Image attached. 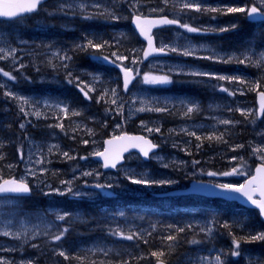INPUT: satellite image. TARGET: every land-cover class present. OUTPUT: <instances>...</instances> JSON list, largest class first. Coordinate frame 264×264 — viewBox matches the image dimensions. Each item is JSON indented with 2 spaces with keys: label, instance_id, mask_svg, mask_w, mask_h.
<instances>
[{
  "label": "rangeland",
  "instance_id": "374dc122",
  "mask_svg": "<svg viewBox=\"0 0 264 264\" xmlns=\"http://www.w3.org/2000/svg\"><path fill=\"white\" fill-rule=\"evenodd\" d=\"M221 1L225 0H212L211 2L203 0V3L214 7L228 5L221 4ZM236 2L237 5L235 6H243L244 4L251 5L252 3H255L256 0H236ZM79 3H86L89 5L99 3L103 7H107L114 11L116 10L118 14L121 15H127L129 13L128 10L119 8L122 5H126L128 9H131L128 6V0H57L52 3V6L55 7L57 5L71 4V9L79 10L76 8V5ZM160 7H163L162 0H140V7L138 11L134 13H143V16L162 15L166 12L167 8H165L163 13H150V9ZM90 8L95 12L97 11L94 7ZM59 13L60 12H56L50 14V16L57 18L58 15L55 14ZM42 14L43 16L35 18L34 22L38 26L46 28L47 26L43 25L45 23L39 25L36 22L39 19V22H42L43 20L45 21V19L49 20L46 13ZM212 16H215V19H212ZM174 17L179 18L180 20L182 19L183 23H187L192 27H194L192 22L194 25L206 22L205 26L216 28L227 27L234 23L237 24L238 27L234 31L224 33L213 32L210 34L185 33L184 29L165 28L162 30L159 37L160 40L163 39V42L166 44H171L173 41H176L179 44H185L187 41L182 37L177 36V33L179 32L187 35L191 44L198 49V56L210 55L211 53L208 51L209 48H214L217 51L224 53L236 54L249 52L251 49L249 54L253 55L254 59L258 57L260 52H264V44H260L255 35L249 37L250 34L248 31L252 33L255 26L249 22H243V19H245L244 14L218 15L213 13L209 16V14L203 15L195 11H190L187 14L181 13L179 17ZM21 21L23 20H13L12 22L0 20V47L10 46L16 48V56L18 58L15 67L12 64L11 58L8 60H0V63L3 62L5 64V66H3L5 71H11L13 75L17 76L15 82H32V70L35 72L37 81L44 84L55 82V75H58L60 72L65 74L66 70L59 67V61L52 57V53L57 50L65 51V49L68 50V48L72 50L74 45L76 43L78 44V42H75L74 39L67 41L65 37L62 41L64 48L58 47L51 51L40 52L43 47L49 44L47 42L49 40L51 41L52 37L46 35L42 40L35 39L40 35L33 34L30 27H26ZM61 21L62 23L67 24L65 22L67 21V18H63ZM45 22L48 23L47 21ZM67 22L69 23L70 21ZM79 27L82 28L84 34H102L107 38L103 40L108 42H110L109 39H112L111 33L106 32L104 25H96L83 21L79 24ZM124 34L125 31L117 32L113 43L119 45L115 48L117 55L128 57L127 60L123 61V64L125 66H132L130 62L133 56L135 55L139 57L140 50L145 49L146 44L138 43V45H136V41L133 39L125 40L126 36ZM122 40L125 41L122 42ZM52 41H55V39H52ZM117 41H119V43H117ZM201 45L205 47L201 48ZM133 50H135V52H133ZM110 52L113 51H107L106 55H109ZM83 58L84 57L77 58V60H81L79 61V65L78 63L73 64L72 61H70L69 69L73 72L74 76L80 75L81 79L85 81L90 80V77L84 75L85 72H97L102 75L103 82L93 85V87L97 89L96 92H93L95 93V97L89 94L92 97L91 100H88L83 96V101H81L79 99V92L72 89L76 87L70 84L66 88H60L59 90L52 91V89H45L46 91L44 90V93H46L47 97H37V95L34 96L31 93L22 92L21 90L14 91L33 100L48 101L49 104L52 105V107H44L43 103H41L38 106L39 110L45 114L40 118H36L32 115L25 116L20 112V106L17 101L11 98H6L3 95L4 91L9 90L12 85L9 82H5L3 77H0V84L7 83L8 85L6 89H2L3 92L0 90V98L2 102H4V110L6 112L4 119L7 123H14L9 126L12 127L11 130L13 129L10 133L13 137L9 140L7 148L2 153L4 158L2 161L0 160V177L6 179L7 177L18 175L20 178L27 179V181H33L37 186L35 191L37 194L36 196L33 195V199L25 200L23 197L0 196V257H2L3 260L10 262V264H21L22 261L24 264H27L28 261H31L32 264H77V259L75 257L85 256L86 260L83 264H91V261H114V264H116L119 260H128L129 264L140 260L147 263L151 260V255L150 252L142 249V244H151L153 238L162 240L172 231V226L176 225L177 227L180 226L181 223L182 225H185L184 228L187 232V234L181 236L186 244H191L189 243L191 238L200 241L198 244H191L196 248L194 251L191 249L185 253L187 258L192 264H201L202 260L204 261V264H211L210 261L207 263L205 256L199 253L208 240H212L217 235H221V237H225L224 242H226L228 246H232L230 245L232 244V240L228 237L230 232L233 233L236 231L235 236L240 238L242 236L255 234L258 231H264V224L254 213L248 211L245 213L242 209L235 210L234 205H220V203H213L210 207L207 202L201 208H195L196 205L201 204L196 196H181L177 199L181 204L180 207H178L179 209L176 208L167 211V213H170L181 210L180 215L175 216L181 219L176 222H172L170 219L162 222L159 217L164 214L163 211H148V213L154 217L148 222L146 219L135 222L134 220L126 218L127 216L122 210H116L124 209L122 203L125 202V200L122 202V199H119L118 195H135V193H138L135 188L137 190L138 188L145 190V194H154L172 188L186 186L194 178L215 181L224 179L222 175L210 176L207 173L228 172L233 167H238L239 160H233L232 157L234 156L238 158L243 157L248 165L244 171H250L251 174L253 173L254 167H256L260 160L258 155H253L252 149L264 144V118L257 120L255 124L246 120L248 122L246 128H241L240 126L245 121V118L241 116L240 112L229 111L228 109H258L259 106L256 101V94L259 89L262 88L250 90V86L254 87L256 83L255 76L251 77L252 69L256 71L254 66L240 63H208V65L207 63H202L200 61L191 63L183 62L177 60L178 58H153L147 63L143 62L139 65V70L142 74L148 72L153 63L159 62L167 64H182L186 66V70L198 69L200 71L212 72L220 75L237 76L242 80H245L247 83L239 84L238 82L228 81H221L222 84H220V81L217 83L212 81H203V83L179 82L174 85L157 87L142 84L139 82L140 78L137 77V79L129 85L130 89L126 93L122 89L123 79L122 74H119L118 67L115 68L117 75L112 74L111 78H107L105 74L107 72H112L114 67H111V71H108L109 69L107 67H102L98 62L90 58ZM184 58L189 59V57ZM242 58L243 57H241V59ZM191 59L195 60L193 57H191ZM49 61L56 64L57 67H51L48 63ZM89 62L91 64H88ZM19 63L25 64V68L16 71ZM46 63L48 65H46ZM132 67L133 72H135L136 67ZM232 67L237 68L232 69ZM37 68H39V71H37ZM201 79L204 80L206 77ZM174 80H176V78ZM187 84L189 85L186 86ZM118 85L119 87H117ZM221 85L229 88V91L237 90L236 92H239L241 97L235 101H231V95L219 90ZM174 86H176L177 89H182L185 94H188L189 99L187 96L186 98L176 97L175 93H173L175 90ZM67 88L72 91L68 92V96H72L71 98L59 95L60 91ZM104 88H117L120 97L118 103H124V112L122 116L115 111L108 110L115 109L117 105H112L105 101L97 102V96L100 95V90ZM192 93H197L201 96ZM132 96L142 98H167L173 101L187 99L189 101L198 102L200 105V111L192 113L191 115L194 116V120L185 123L182 122L187 120L180 119L183 111V108L180 106L173 109L171 114L163 113L164 116H161V118H157L156 116L158 115L149 117L154 112L134 111V109L139 108L141 105L138 101L133 104L131 102ZM206 96H209V98L204 101L203 98ZM56 104H67L69 107V113H71L72 110H76L79 111L81 115L72 116L69 114V116L65 117L55 107ZM25 111L30 112L33 111V109L26 105ZM27 117L35 118L37 122L28 121L26 119ZM176 117H179L178 123L173 127H169L170 124L175 121L174 118ZM203 117L205 119H202ZM220 120L239 121V123L224 125L219 123ZM142 121L147 122L148 127H160L161 131L159 133L154 131L152 133L146 132L141 124ZM60 122L64 124V131L57 127H50V125H55ZM21 123L25 124L23 129L19 127ZM117 124H120L121 127L117 128ZM33 126H35L34 129ZM182 128H187L189 132H196V136L199 137L211 135L213 132H215L216 135L225 133L224 140H226L227 143L215 140L209 141L207 139L197 140L196 137L181 132L180 130ZM89 129L91 132L88 131ZM170 129H174L175 132L170 134ZM132 130L157 137L158 143H160L164 149L161 154L154 157L158 160L159 164H155L158 169L156 166L140 159L141 157L138 155H133V163L123 167L120 172L103 171L102 166L99 165L97 160L93 159L91 153L102 151L105 147L104 140L108 136H115L125 131ZM5 132L6 137H8V131ZM182 135H186V137L182 138ZM83 140H87L88 143H82ZM174 144L177 146L173 147ZM241 144L244 145L243 148H236L235 151L232 150L236 145ZM51 145H58L60 151L54 150L51 154H48L47 149ZM11 146L14 148L13 152H10L9 150ZM21 150L24 153L23 160L20 158ZM41 150H43L42 154L46 157V162L43 165H38L35 164L34 161L39 155H41ZM62 152H68L69 155L75 156L76 159H66L61 155ZM30 156L31 161L29 160ZM80 157L88 158L80 159ZM47 161H50V163ZM194 161H199V163L194 164ZM53 162L55 165H53ZM9 165L12 167H9ZM164 165H168V167H165ZM41 167H46L48 172L40 174L38 170ZM30 169L37 171L38 175L29 176L28 172ZM84 171H93L94 174L91 176H82L81 173ZM125 171L137 174H147L153 179H168L176 181L177 183L162 187L154 186L145 188L141 185L132 184L127 180L125 178ZM95 172H99L100 175H95ZM53 173L56 174L54 175ZM49 176H54L55 179L51 180ZM74 177L76 179H74ZM228 177L230 178V181H227L230 183L244 181L246 179L244 176L236 175ZM61 180H73L72 187L74 191L90 193L89 196L77 197V210H75L70 204L66 203L64 204V207H62V196L44 194L49 191V185L51 188L59 187L63 190L65 186L60 184ZM41 181H43V183H41ZM85 181L87 184H85ZM55 182L58 184H55ZM97 183H111L114 187L111 189L105 188L103 190L90 187ZM104 192H111L113 194L110 196L103 195ZM96 196L102 197L105 201L99 205L96 204V207L90 206L91 210L97 208L96 211H91L89 208L84 209L83 203L88 202L89 199L96 198ZM46 199L48 201L47 206L45 202ZM26 203H28L29 208ZM160 203H162V201ZM186 204L190 206L187 208ZM101 208H106L109 213H103L105 209L102 210ZM136 210H138L136 207H129L126 204V212L135 213ZM98 211H102V214L98 213ZM62 212H70L74 218L79 217V219H71L75 222H86L90 219L91 215V218L95 221V225L100 229L114 230L119 227L126 233L139 232L143 239L136 238L129 241L111 235L109 230L105 234L89 239L80 236H78V238H76V236L72 238L69 237L68 240L62 238L65 241H61L58 244H55L52 240L43 241L41 238H50V234L56 233L61 224L66 222L55 220V214ZM97 216H99V218H97ZM137 216H140V214ZM225 221L231 225L230 229L223 227ZM188 225H192V228H188ZM208 227L212 228L211 234L200 231L201 228ZM25 228L28 230V236L30 237L27 243H24L23 240H16L12 237L2 235L6 230L15 232L22 231ZM34 231H38L40 235L31 238ZM44 232H48L49 235H44ZM145 240L147 243L144 242ZM46 242H49L50 244H48L47 247H44V243ZM32 245H36V247H32ZM42 248H44L45 251H42ZM98 248L108 250L109 254L105 256L99 251H95L93 254V250ZM240 250L242 255L239 258L243 259L240 264H252V262H254V264H264V242H241ZM60 251H64L69 259L60 256L58 254ZM42 253H45L44 255L46 257L42 256ZM140 257H143V259H138ZM235 258L238 259L237 257Z\"/></svg>",
  "mask_w": 264,
  "mask_h": 264
},
{
  "label": "snow or ice",
  "instance_id": "6c2138e0",
  "mask_svg": "<svg viewBox=\"0 0 264 264\" xmlns=\"http://www.w3.org/2000/svg\"><path fill=\"white\" fill-rule=\"evenodd\" d=\"M45 3V0H3L2 3H0V18H6L9 21L13 20H20L22 19L26 14L31 13H37L43 9V5ZM163 7L160 8H152L150 9V13H163L165 8L169 9L170 12H172L176 17H179L181 13L187 14L190 11H195L197 13L201 14H218V15H228V14H237L241 13L244 14V18L250 21H262L264 22V0H256L255 3L244 4L243 6H211L203 3V0H162ZM259 5V6H257ZM128 6L132 9L133 12L138 11L140 7V0H128ZM89 7H94L97 9L96 12H89L87 9ZM72 8L71 4L68 5H61L57 11L60 12H66V9ZM76 8L79 9V14L84 19H96L103 17L104 19H111V20H119V19H125V17L117 16L115 11L112 9H109L107 7H103L101 4L96 3L94 5H89L86 3H79L76 5ZM51 14V13H49ZM73 15L76 13L73 12ZM212 19H215V16H212ZM133 22L135 24V28L138 30V33L140 36H142L147 43V47L145 49L140 50V56H133L131 60V65L136 67V71L133 72L132 66H125L123 64L124 60H127L128 57L124 55H117V52H110L109 55H104L103 50L112 47V45L109 44L108 41H95L93 39H88L85 37V43H78L75 44L72 51H78V52H86L89 53V55L92 57L93 60L100 62L101 64H111L115 67H118L119 70L122 73V89L124 92L129 91V85L133 83L134 80L139 77V82L145 85L150 86H168L173 85L179 82H187V83H203V80H197L195 78H208L210 80L214 79L217 81H228V82H238L239 84H245L247 83L245 80H242L240 77L237 76H229V75H220L212 72H204L200 71L198 69H187L186 66L182 64H167V63H153L152 67L148 72L141 73L139 70V65L144 62V60H147L149 57L153 58H159L166 56L168 54H175L177 56H183V57H193L195 59H203V60H209L213 61L214 63H224V64H231V63H240V64H247L248 66H254L257 68H260L264 70V52H260L257 58H253V55H250L249 52H241L239 54L236 53H224L217 51L214 48H209L208 51L211 53L207 56H198L197 52L198 49L193 46L190 42V39L187 37L185 33H201V34H207L211 32H228V31H234L238 25L237 24H230L227 27H208V28H197L192 27L191 25L187 23H180L179 18L169 19L167 16H162L158 19H148L143 16V13H140L138 15H134ZM176 25L179 29H184L185 33H177L178 37H182L187 41L185 44H179L176 41H173L171 44H166L163 42V39L160 40L159 46H156L155 37L151 35V31L153 27H165V26H171ZM123 35V34H122ZM119 43V41H117ZM48 47H51L49 45ZM205 46L201 45V48ZM91 50V51H89ZM17 49L13 47H0V60H8L11 58L12 64L15 67L17 63V56H16ZM135 52V50H133ZM52 57L59 61V67L66 70L65 72V79L68 84L74 85L82 94L83 96L91 100L92 97L89 95L90 92H96L97 89L93 87L94 84L103 82L102 81V75L99 73H89L85 72L84 75L90 77V80L85 81L81 79L80 75H73V72L69 70V62L72 61V56L68 54V52L63 50H57L56 52L52 53ZM241 57H243L241 59ZM51 67L56 68L57 65L51 63V61L48 62ZM25 68V64L19 63L18 68H16V71H19L20 69ZM37 71H39V68H37ZM173 76L176 77H191L193 79L188 81H180L179 79L174 80ZM0 77L7 78L8 81H16L17 76L13 75L11 71H5L3 67H0ZM7 83L0 84V88H7ZM119 87V85L117 86ZM87 88V91L85 90ZM259 89V82H256L254 87L250 86V90H257ZM219 90L225 93H228L231 96H235L237 93L235 91H229V88L220 86ZM242 94V93H241ZM3 95L6 98H11L19 103L20 106V112L24 114L25 116H35L36 118H40L41 116L45 115L42 111L39 110L38 106L43 103L44 107H52L51 104H49L48 101H39V100H33L29 97H26L24 95H20L16 92H13L11 90L4 91ZM119 93L117 92V88H104L100 90V95L97 96V102L105 101L106 103H110L112 105H117L115 109H108L109 111H115L119 115H123L124 112V103H118ZM140 103V107L134 109L135 112H156V113H168L171 114L173 109H175L177 106H180L183 108L182 115L185 117H190L192 113L199 112L200 111V105L196 101H189L187 99H178V100H170L167 98L161 99L158 97H151V98H142L137 96L131 97V102L135 104L136 102ZM30 106L33 111L26 112L25 106ZM55 107L59 110L60 113L63 114V116L67 117L70 115L72 116H79L81 113L76 110H72L71 113H69V107L67 104H56ZM229 111H238L240 112L241 116L245 118V120H249L250 123L255 124L257 120H261L264 118V91L259 92V107L256 110L253 109H228ZM251 118V119H250ZM219 123L224 125H233L235 123H239V121H232V120H220ZM142 126L145 128V131L148 133H152L153 131L156 133H159L161 131L160 127L151 128L147 126V122L142 121ZM21 129L25 127L24 123H21L19 125ZM50 127H57L60 128L62 131H64V124L62 122L57 123L55 125H50ZM117 128H120L121 125L117 124ZM91 132V130H88ZM181 132H184L187 135L196 137L197 140H204L207 139L209 141L215 140L222 143H227L226 140H224L225 133H220L219 135H216L215 132H213L211 135H207L204 137L196 136V132L192 131L189 132L187 128H182L180 130ZM174 129H170L169 133H174ZM75 138V137H73ZM114 140L119 141H127L128 143L126 146L122 147L119 151H115L111 148H105L104 151H96L91 153V155L102 158V167L104 168H117V165L124 159L123 153L128 151L129 148H136L139 149L140 153H142L143 157L148 158L150 152L157 148L158 145L151 142V140L146 139L145 136H127L122 135L118 137H113V139L106 141L108 145H112ZM82 143L87 144V140H83ZM177 145H173V147H176ZM4 145L0 143V148H3ZM199 147V145H198ZM244 145H236L235 148L232 150L235 151L236 148H243ZM60 151L58 145H51L48 147L47 152L48 154H51L53 151ZM43 153V150H41V155L34 161L35 164L43 165L46 162V157ZM253 155H258L260 163L259 165L254 169L255 174H251L250 171L246 172L244 171L245 168L248 167L246 161H244L243 157H232L233 160H239V166L233 167L228 172H209L207 173L210 176H216V175H222V176H244L245 182L240 184H233V183H220L216 184L215 187L222 190L223 193H236L240 196L246 197L247 201L251 203V205L254 206L255 209L258 210V214L264 218V144L256 146L252 149ZM61 155L69 160L76 159L75 156L69 155L68 152H62ZM3 154L0 153V160H2ZM20 158L24 159V153L21 150L20 151ZM88 157H80V159H87ZM29 160L31 161V156L29 157ZM50 163V161H47ZM194 164H198L199 161H194ZM165 167H168V165H164ZM9 167H12L9 165ZM38 172L40 174L47 173L48 169L46 167H41ZM37 171L29 170L28 175L29 176H37ZM54 175L56 173H53ZM93 171H84L81 173L82 176H91L93 175ZM95 175L99 176V172H95ZM125 178L129 180L132 184L135 185H141L145 188H150L154 186H166L170 184L177 183L173 180L168 179H153L150 178L147 174H137L134 172L125 171ZM74 179H76L74 177ZM0 180H2V183H0V194H15L16 197H24L29 195L32 192V188L30 187L27 179L21 178L16 179L15 177L9 178V179H3L0 177ZM43 183V181H41ZM61 185H64L65 187L63 190L61 188H51L49 185V191L45 192V195H59V196H65L71 194L74 197H83V196H89L90 193L88 192H81V191H74L73 190V180H61ZM85 184L87 182L85 181ZM90 187L96 188V189H111L114 187L113 184L107 183H97L94 185H91ZM259 193V198H254L255 193ZM111 192H104L103 195H112ZM71 219H79V217H73L72 213L70 212H62V213H56L55 214V220L56 221H68ZM188 228H192V225H188ZM224 228H231V225L228 224L227 221L223 224ZM68 228H58V231L56 233L50 234V238L52 241H60L68 232ZM185 231L184 227H178L176 228L177 233H183ZM201 232H207L208 234L212 233V228H201ZM110 234L113 236H118L126 240H133L136 238L143 239L141 234L139 232H128L121 230L119 227H117L114 230H110ZM232 236V248L230 250V255L232 257H241L242 253L240 251V245L241 242L244 243H252V242H264V231H258L255 234H250L247 236H242L240 238H237L234 233H229ZM3 236L6 237H12L16 240H23L24 243H27L30 237L28 236V230L25 228L22 231H10L6 230L2 233ZM36 235H40L38 231L33 232V236L31 238H34ZM44 235H49L48 232H44ZM167 242H174L176 240V236L174 235H168L163 238ZM147 243V241H144ZM191 244H198L200 241H197L195 239H192L189 241ZM169 251L173 249V244L169 243L168 245ZM32 247H36V245H32ZM95 251H99L103 253L105 256L109 254L108 250H105L104 248H98L93 250V254ZM60 256L64 257L65 259H69L68 255L64 251H60L58 253ZM152 257L157 258V264H164V261L160 258L165 256L164 251H153L150 253ZM222 255H227L222 253L221 255H216L214 258V261L211 262V264H226L225 260L222 259ZM77 260L81 261L83 264V261L86 260L85 256H77L75 257ZM138 259H143V257H140ZM0 264H10V262L3 260L2 257H0ZM21 264H24L22 261ZM27 264H32L31 261H28ZM91 264H106L105 261H91ZM107 264H112V261H108ZM116 264H129L128 260H119L116 262ZM201 264H204V261H201ZM254 264V262H252Z\"/></svg>",
  "mask_w": 264,
  "mask_h": 264
},
{
  "label": "trees",
  "instance_id": "16d2710c",
  "mask_svg": "<svg viewBox=\"0 0 264 264\" xmlns=\"http://www.w3.org/2000/svg\"><path fill=\"white\" fill-rule=\"evenodd\" d=\"M79 29L82 30L81 27H79ZM248 33H249V31H248ZM68 34H70V35H68ZM68 34L66 36L67 41H69L70 39H74V41L77 42V36L74 35L75 34L74 32L68 33ZM257 34H261V33H259V31H258ZM76 53H77V51H76ZM71 56H74L72 58V63L76 64L77 63V56L73 55V54H71ZM254 68L256 69V71L254 69L253 70L256 73L255 75H256L257 82H259V88L264 89V70H262L260 68H257V67H254ZM5 115H6V112L4 111V108H3V102L0 99V128L5 130V131H8V133H9L8 137L0 135V137H1V141L0 142H2V140H4L5 137H6V145H4L3 148H0V153L4 152V150L8 146L9 140L13 137L10 134L13 130H11V127H9L10 125H13V124L6 122V120L4 119ZM247 123L248 122L245 120L240 127L241 128H246ZM9 150H10V152H13V146H11ZM133 204H134L133 201H128L127 202V206H129V207L133 206V207H136V209H139L136 205H133ZM156 207L157 206H155V210L154 211H158L156 209ZM201 207H202V205L198 204V205H196L195 208H201ZM161 216H165V215L163 214ZM73 226L70 227V233L77 234V238H78V236L85 237L86 235H88L90 233L89 231L88 232L86 231V229H85L86 227L84 226V224L77 223L76 225H73ZM177 227H181V226H177ZM177 227H176V225L172 226V229H171L172 231L168 234V235L176 236V240L174 242H167L164 239L160 240V239H157V238H153L152 241H151V244H149V245L142 244V247L145 249V251H148L150 253L153 252V251H164L165 252V256L161 257L160 259H162V258L166 259L170 264H185L187 256L186 255L184 256L183 251L185 249V246H187V244L183 240V238L181 237L182 233H177L176 232V228ZM182 227H185V225L182 226ZM73 237H75V236H73ZM169 243L173 244V249L171 251H169L168 246H167ZM183 256H184V258H183ZM156 260H157L156 257H152L151 256V260L148 261L147 263H144V262H142V260H140V261H136V262L131 263V264H153ZM105 262L107 264L108 261H105ZM76 263L77 264H82V262L79 261V260H77ZM112 264H114V262H112Z\"/></svg>",
  "mask_w": 264,
  "mask_h": 264
},
{
  "label": "water",
  "instance_id": "95a60500",
  "mask_svg": "<svg viewBox=\"0 0 264 264\" xmlns=\"http://www.w3.org/2000/svg\"><path fill=\"white\" fill-rule=\"evenodd\" d=\"M127 136H142V135H130L128 133H125ZM123 134V135H125ZM147 139V138H146ZM149 140V139H148ZM128 142L127 141H119V140H114L112 145H108V148H111L115 151H119L122 147L126 146ZM133 148H129L128 151H130ZM126 151V152H128ZM124 152V153H126ZM123 153V154H124ZM99 159H102L100 157H98ZM211 186H209L206 183H200V182H194L191 187L188 190H184L182 192H197V193H204V194H208V195H214V196H224L230 199H237L240 200L244 203H246L249 206H253L251 205V203L249 201H247L246 197L240 196L239 194L236 193H223L222 190L218 189V188H210ZM258 195L259 193H255L254 194V198L255 196Z\"/></svg>",
  "mask_w": 264,
  "mask_h": 264
},
{
  "label": "bare ground",
  "instance_id": "6f19581e",
  "mask_svg": "<svg viewBox=\"0 0 264 264\" xmlns=\"http://www.w3.org/2000/svg\"><path fill=\"white\" fill-rule=\"evenodd\" d=\"M154 15V14H153ZM27 27V26H26ZM30 30V29H29ZM64 46V45H63ZM35 51V50H34ZM137 51V50H136ZM136 54H138V53H136ZM133 56V55H132ZM187 58V57H186ZM130 61V60H129ZM199 63V62H198ZM35 67V66H34ZM103 67V66H102ZM100 72V71H99ZM178 90H181L182 91V93H184L183 92V90L182 89H178ZM185 94V93H184ZM186 95H188V94H186ZM215 95V94H214ZM192 98V97H191ZM209 98V96H206V97H204L203 98V100L205 101V100H207ZM213 98V97H212ZM1 99V98H0ZM197 116V115H196ZM157 118L159 117V118H161V115H158V116H156ZM178 119H179V117H176V118H174V120L175 121H173L171 124H170V126L169 127H173L174 125H176L177 123H178ZM180 119H182V120H187V121H190V120H194V116H190V117H185V116H181L180 117ZM202 119H205L204 117L202 118ZM172 120V119H171ZM12 124H14V123H12ZM17 127V126H16ZM12 128V127H11ZM13 130V129H12ZM0 135H3V136H6V132H5V130H3V129H1L0 128ZM186 137V135H182V138H185ZM1 138V137H0ZM3 138V137H2ZM1 141V140H0ZM3 145H6V137H5V139L4 140H2V142H1ZM14 149V148H13ZM2 166V165H1ZM258 166V164L256 165V167ZM3 167V166H2ZM4 168V167H3ZM4 173V172H3ZM200 179V178H199ZM215 205V204H214ZM74 227V226H73ZM48 244H50L49 242H46V243H44V247H47L48 246ZM42 251H45L44 250V248H42ZM45 253H42L41 255L42 256H45L44 255ZM40 255V256H41ZM46 257V256H45ZM42 258V257H41ZM157 261V260H156Z\"/></svg>",
  "mask_w": 264,
  "mask_h": 264
}]
</instances>
